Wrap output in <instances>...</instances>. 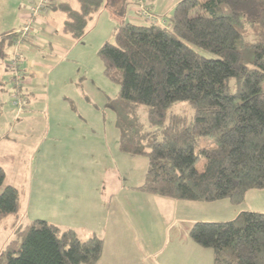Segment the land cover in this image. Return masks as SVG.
Returning a JSON list of instances; mask_svg holds the SVG:
<instances>
[{
  "label": "trees",
  "instance_id": "16d2710c",
  "mask_svg": "<svg viewBox=\"0 0 264 264\" xmlns=\"http://www.w3.org/2000/svg\"><path fill=\"white\" fill-rule=\"evenodd\" d=\"M131 4L135 0H52L49 9L63 11L61 31L74 39L102 8L117 21L113 41H105L98 54L105 75L119 85V149L147 158L136 188L172 199L232 203L243 201L248 190L263 189L264 0H179L171 27L128 20ZM14 32L0 35V49L13 44ZM178 102L191 107L190 117L172 110ZM138 104L145 106L146 127L135 117ZM5 176L0 165V222L15 219L0 264L98 260L102 239L96 233L81 238L73 228L42 218L18 224L20 191L5 184ZM189 236L213 250L214 264H264V212L196 221Z\"/></svg>",
  "mask_w": 264,
  "mask_h": 264
},
{
  "label": "rangeland",
  "instance_id": "374dc122",
  "mask_svg": "<svg viewBox=\"0 0 264 264\" xmlns=\"http://www.w3.org/2000/svg\"><path fill=\"white\" fill-rule=\"evenodd\" d=\"M2 2L0 31L17 26V10L26 0ZM24 9L26 15L25 5ZM49 16L54 17L51 36H37L45 48L53 44L52 54L36 44L25 51L20 47L22 54L14 68L8 62L15 45L6 43L0 49V165L6 175L4 183L20 191L18 224L42 218L61 228L73 227L83 238L88 227L102 222L109 193L123 204L132 197L128 186L142 182L147 158L119 149L114 109L119 85L105 75L98 54L105 41H113L117 21L102 8L93 15L84 35L74 39L61 31L63 11L50 10ZM15 72L19 87L14 86ZM16 89L20 110L13 104ZM172 110L187 117L192 114L185 102L176 103ZM134 113L143 126L147 122L145 106L138 104ZM204 146L202 140L198 147ZM196 164L201 168L203 158ZM161 198L167 203L174 200ZM14 217L9 215L0 222V248L14 235Z\"/></svg>",
  "mask_w": 264,
  "mask_h": 264
},
{
  "label": "crops",
  "instance_id": "0c3cea01",
  "mask_svg": "<svg viewBox=\"0 0 264 264\" xmlns=\"http://www.w3.org/2000/svg\"><path fill=\"white\" fill-rule=\"evenodd\" d=\"M177 1L179 0L145 2L150 10L156 13L162 22L160 24L171 27V14ZM0 3H3L2 0ZM17 12V26L1 30L0 35L15 31L24 23V3ZM49 12L50 9L42 15L44 17H38L30 38L22 46L24 51L33 49V44L38 45V48H45V43L37 35L43 33L41 35L44 37L51 36L50 22L54 17L49 16ZM127 19L142 22L134 4L128 8ZM53 47L50 42L44 52L52 54ZM141 183L128 186L132 197L126 198L124 204L115 199V194L109 193L111 197L105 206L102 222L88 227L85 231L83 238L96 233L102 239V251L94 264H214L213 250L197 244L190 238L192 225L196 221L231 220L247 210L264 212V188L248 190L242 205L233 206L227 198L209 202L174 199L167 203L166 199L159 195L144 192L142 194V191L136 188ZM138 192L141 194L139 197Z\"/></svg>",
  "mask_w": 264,
  "mask_h": 264
},
{
  "label": "built area",
  "instance_id": "2783aa9c",
  "mask_svg": "<svg viewBox=\"0 0 264 264\" xmlns=\"http://www.w3.org/2000/svg\"><path fill=\"white\" fill-rule=\"evenodd\" d=\"M52 0H26L24 4L26 7L25 21L20 28L16 29L14 33L16 36L13 40L15 45V50L13 52V57L11 61L8 62L11 67L16 68L19 57H21L20 47L24 46L28 39L30 38L31 31L34 27L35 22L40 15L46 13L49 10V5ZM146 0H135L136 3V13L143 21L162 23L157 17L156 13L150 10V7L145 2ZM20 83V77L18 74L14 75V86ZM19 87V85H18ZM13 104L20 110L21 102L19 100V91L16 89L14 92Z\"/></svg>",
  "mask_w": 264,
  "mask_h": 264
}]
</instances>
